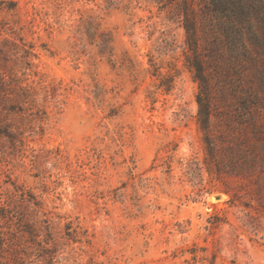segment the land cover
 Returning <instances> with one entry per match:
<instances>
[{
  "label": "rangeland",
  "instance_id": "obj_1",
  "mask_svg": "<svg viewBox=\"0 0 264 264\" xmlns=\"http://www.w3.org/2000/svg\"><path fill=\"white\" fill-rule=\"evenodd\" d=\"M186 13L208 59L212 0H0V264H264V174H234Z\"/></svg>",
  "mask_w": 264,
  "mask_h": 264
},
{
  "label": "trees",
  "instance_id": "obj_2",
  "mask_svg": "<svg viewBox=\"0 0 264 264\" xmlns=\"http://www.w3.org/2000/svg\"><path fill=\"white\" fill-rule=\"evenodd\" d=\"M212 3L216 12L212 22L218 20L221 33L214 32L210 27L213 47L208 59L202 56L203 45L198 37L197 20H193L186 13L185 29L194 57L193 62L188 60L189 67L196 71L195 78L201 87L209 85L207 66L214 64L218 69L224 67L225 79L232 86L231 100H228L227 95L222 96L226 108V113L222 116L230 134L233 132L228 134L226 153L237 176H245L259 168L264 174V26L261 27L264 25L263 4L253 5L248 0H212ZM225 50H228V56ZM253 69L255 71L251 75ZM232 74L240 77L238 84L231 78ZM198 104L199 122L207 134L209 152L213 158L217 155V149L210 133L217 114L214 107L203 101L201 96L198 97ZM260 188H264V182L260 184Z\"/></svg>",
  "mask_w": 264,
  "mask_h": 264
}]
</instances>
